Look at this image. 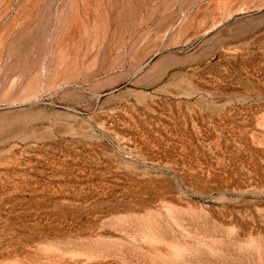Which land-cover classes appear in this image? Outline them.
Masks as SVG:
<instances>
[{
  "label": "rangeland",
  "instance_id": "rangeland-1",
  "mask_svg": "<svg viewBox=\"0 0 264 264\" xmlns=\"http://www.w3.org/2000/svg\"><path fill=\"white\" fill-rule=\"evenodd\" d=\"M0 264H264V0H0Z\"/></svg>",
  "mask_w": 264,
  "mask_h": 264
}]
</instances>
